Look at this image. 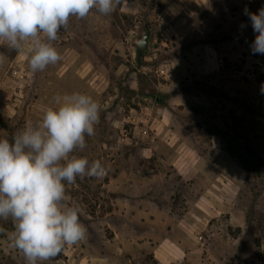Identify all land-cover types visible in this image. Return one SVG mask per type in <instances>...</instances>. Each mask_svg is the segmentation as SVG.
<instances>
[{"label": "rangeland", "instance_id": "obj_1", "mask_svg": "<svg viewBox=\"0 0 264 264\" xmlns=\"http://www.w3.org/2000/svg\"><path fill=\"white\" fill-rule=\"evenodd\" d=\"M261 8L121 0L110 15L70 17L53 42L62 60L35 73L26 47L0 48V138L38 123L57 95L102 108L75 154L109 171L66 185L87 238L44 264H264V55L248 16ZM144 26L148 53L135 45ZM0 264H26L6 234Z\"/></svg>", "mask_w": 264, "mask_h": 264}, {"label": "clouds", "instance_id": "obj_2", "mask_svg": "<svg viewBox=\"0 0 264 264\" xmlns=\"http://www.w3.org/2000/svg\"><path fill=\"white\" fill-rule=\"evenodd\" d=\"M121 0H0V43L21 51L27 45L29 68L45 70L62 60L54 46L70 17L86 18L95 9L110 15ZM256 33L253 54L264 55V8L248 13ZM6 57L0 54V65ZM264 91V85H262ZM100 103L84 92L57 95L36 124L0 138V221H10L9 247L23 254L26 264H44L66 246L87 238L83 209L69 203L66 185L77 178L103 179L109 168L75 153L95 135Z\"/></svg>", "mask_w": 264, "mask_h": 264}, {"label": "water", "instance_id": "obj_3", "mask_svg": "<svg viewBox=\"0 0 264 264\" xmlns=\"http://www.w3.org/2000/svg\"><path fill=\"white\" fill-rule=\"evenodd\" d=\"M150 29L148 26H144V31L141 33V36L135 40V45L141 51L148 53L150 52Z\"/></svg>", "mask_w": 264, "mask_h": 264}, {"label": "crops", "instance_id": "obj_4", "mask_svg": "<svg viewBox=\"0 0 264 264\" xmlns=\"http://www.w3.org/2000/svg\"><path fill=\"white\" fill-rule=\"evenodd\" d=\"M25 47L27 48V45H25ZM0 48H7V47L3 43H0ZM19 55H20V53L18 52V53H16L15 57H13V58L17 59ZM13 58L12 59H8V62H10L11 60L13 61L14 60ZM1 68H2V65H0V70H1Z\"/></svg>", "mask_w": 264, "mask_h": 264}, {"label": "trees", "instance_id": "obj_5", "mask_svg": "<svg viewBox=\"0 0 264 264\" xmlns=\"http://www.w3.org/2000/svg\"><path fill=\"white\" fill-rule=\"evenodd\" d=\"M236 157H237V156H236ZM237 158H238V157H237ZM238 159H239V160L241 161V163H242V160H241V158L239 157Z\"/></svg>", "mask_w": 264, "mask_h": 264}]
</instances>
